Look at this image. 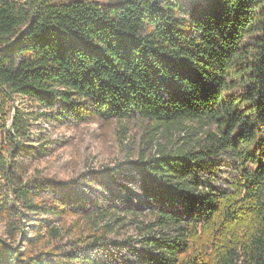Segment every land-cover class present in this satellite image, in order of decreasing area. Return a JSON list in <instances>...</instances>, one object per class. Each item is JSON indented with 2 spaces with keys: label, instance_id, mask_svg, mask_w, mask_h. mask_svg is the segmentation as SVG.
Segmentation results:
<instances>
[{
  "label": "trees",
  "instance_id": "trees-1",
  "mask_svg": "<svg viewBox=\"0 0 264 264\" xmlns=\"http://www.w3.org/2000/svg\"><path fill=\"white\" fill-rule=\"evenodd\" d=\"M16 94L49 109L45 116L62 104L81 117L215 125L201 149L141 158L151 215L137 225L141 248L132 264L179 263L198 227L220 217L228 241L215 245L210 264H264V0H29L26 8L0 0V175L23 207L55 217L77 209L84 218L68 248L53 244L62 234L47 222L36 224L25 250L0 239V264H101L86 246L108 249V235L129 217L138 222L139 207L78 206L76 192L56 188L51 200L35 201L11 179L8 153H29L28 114L14 105ZM245 145L236 189L250 216L238 228L233 198L199 173L210 154Z\"/></svg>",
  "mask_w": 264,
  "mask_h": 264
},
{
  "label": "rangeland",
  "instance_id": "rangeland-1",
  "mask_svg": "<svg viewBox=\"0 0 264 264\" xmlns=\"http://www.w3.org/2000/svg\"><path fill=\"white\" fill-rule=\"evenodd\" d=\"M13 1L26 8L29 0ZM14 105L28 114L29 129L23 144L29 153L19 155L9 152L12 165L8 172L11 179L34 191L32 195H36L35 201L51 200L56 188L62 189L65 195L76 192L74 197L77 199L72 198L73 201L77 200L78 206L94 208L114 204L122 212L139 207L138 222L129 217L124 225L116 228V232L108 235V249L86 246L101 264H132L138 261L141 245L136 240H140L143 230H139L137 225L141 220L148 221L151 215L147 205H144L147 201L142 199L141 185V180L150 177V173L142 168L141 158L157 157L158 150L182 145L201 149L208 144L210 133H218L215 125L203 120H185L164 127L140 116L109 119L89 114L88 117H81L72 113L68 105L62 104L56 105L53 115L45 116L42 112L49 109L18 94L14 96ZM65 111L69 114L66 117L62 115L64 113L61 114ZM248 149L245 145L218 156L210 154V166L199 173L200 178L205 182L210 181L212 187L224 190L225 200L226 197L228 200L233 198L235 205H229V209L233 210L234 219H240L236 224L238 228H246L250 216L236 189L243 158L241 153ZM11 186L14 184H10L5 174H1L0 239L7 238L25 250L29 243L27 238L32 237L36 224L47 222L50 226L58 227L62 234L53 244L68 248L70 240L81 233L84 218L77 209L76 213L67 210L58 217L29 210L15 200ZM221 219L215 221L210 229L198 227L193 233L190 251L181 254L177 264H183L190 258L202 261L201 264L211 263L216 252L215 245L228 241L227 225H224L227 217L222 223Z\"/></svg>",
  "mask_w": 264,
  "mask_h": 264
}]
</instances>
